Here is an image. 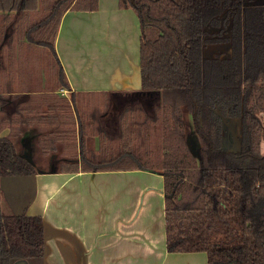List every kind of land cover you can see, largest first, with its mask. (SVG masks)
<instances>
[{"label": "trees", "instance_id": "16d2710c", "mask_svg": "<svg viewBox=\"0 0 264 264\" xmlns=\"http://www.w3.org/2000/svg\"><path fill=\"white\" fill-rule=\"evenodd\" d=\"M134 1L119 5L133 8L141 22L142 89L161 92L162 99L154 116L139 105L126 107L113 135L100 123L107 93L72 91L64 98L56 92H71L55 52L61 19L69 10H98V0H0L1 43L12 30L3 54L22 36L33 58L45 50L57 63L54 73L52 60L49 66L57 89L32 93L12 113L0 94V179L50 172L19 151L23 135L34 131L40 153L57 158L51 172L164 176L170 253L205 252L208 264H264V0ZM224 14L226 23L232 20L231 37H207ZM225 41L229 57H206L208 44ZM186 114L199 154L186 141ZM222 118L242 122L239 152L223 150ZM90 135L98 137L99 149H87ZM1 199L0 189V264H42V216H4Z\"/></svg>", "mask_w": 264, "mask_h": 264}, {"label": "crops", "instance_id": "0c3cea01", "mask_svg": "<svg viewBox=\"0 0 264 264\" xmlns=\"http://www.w3.org/2000/svg\"><path fill=\"white\" fill-rule=\"evenodd\" d=\"M98 6L96 11L69 10L60 22L55 52L71 92L57 89L56 75L45 73L48 64L27 52L28 42L22 36H15L12 51L3 54L12 33L8 29L0 42V94L7 97L5 111L14 112L32 93L55 88L64 98L72 91L107 93L110 104L101 123L110 133H116L119 117L128 107L124 100L114 104L118 95L134 96L135 104L130 106L138 104L149 116L154 115L162 93L142 89L138 17L132 9L120 7L119 0H98ZM40 53L50 60L47 51L37 50ZM185 124L194 132L190 114L185 115ZM8 133L6 129L1 135ZM226 136L224 130V143ZM32 137L35 132L29 130L21 142ZM85 143L89 150L100 146L96 135L86 137ZM0 180L2 214L42 216V264H208L205 252L167 250L161 174L144 170L39 171L34 176Z\"/></svg>", "mask_w": 264, "mask_h": 264}, {"label": "rangeland", "instance_id": "374dc122", "mask_svg": "<svg viewBox=\"0 0 264 264\" xmlns=\"http://www.w3.org/2000/svg\"><path fill=\"white\" fill-rule=\"evenodd\" d=\"M256 1L257 2L258 1L262 2L263 0H256ZM130 9L133 10V8H130ZM135 14H136V12H135ZM136 16H137V14H136ZM225 18H226V14H224L221 17V19L223 20V25H222V27L220 29H215V28H211V27L207 28V35H208L207 37H217V38L229 37V35H230V25L229 24L226 25ZM138 20H139V18H138ZM138 22H140V21H138ZM140 29H141V22H140ZM140 34H141V32H140ZM229 51H230V44H228V43H225L224 45H216V44H214V45H209L207 47V49L205 51V54H206V56L208 58V56H211V57L212 56H215L216 53L228 54ZM48 56H49L50 60H52V68L54 69V70L52 69V72L54 73L55 69L57 70V63H56L55 59H53L51 57L50 54H48ZM34 59H36V60L38 59L40 61L42 60V64L43 63L45 65L48 64L47 67H46V69H45V73L46 74H49V75L51 74V69L49 68L50 60L45 57V54H43V53L37 54ZM36 62L38 63V61H36ZM49 84L50 83H48V85ZM52 87H53V85H52ZM52 87H48V88L51 89ZM133 97L134 96L131 97L129 95H127V96L125 95V97L123 96V98H122V96H119L118 95V96H116L114 98L115 99L114 104L117 105V104H119L118 101H123L124 100V102H126L127 106L129 107L131 104H135L132 101L133 100L132 99ZM109 104L110 103H108V105ZM106 110H107V107H103L102 106V108H101V112L102 113L100 114V123L102 122L101 117L104 115V113L106 112ZM225 122H226L224 124L225 125V133H227V131H228V137L226 136L227 139L225 138L226 141L224 143L225 151H228V150L229 151H237V149L239 148V138H240L241 133H242V124H241L240 121H238V119H235V118L234 119L227 118ZM101 125H102V123H101ZM104 129L106 130L105 127H104ZM193 130H194V128H193ZM118 131H119V126H118V130L116 131V133H111V134L117 135L118 134ZM35 137H32L29 140L24 139V141L20 142V144H19L20 145L19 146V151L22 154L25 153L26 154V157L30 161L33 160L35 162H38V165L39 166L37 168H41V169L43 168L45 170H50V171H51V168L56 169V165L58 164L57 163L58 162L57 161V158L56 157L48 158V157L43 156L40 153V149H38L37 145H35V141H34ZM224 137H225V134H224ZM186 141H188L187 143L189 144L192 153L193 154L194 153L195 154H199V140L197 139V136L194 134V132H191L187 128H186Z\"/></svg>", "mask_w": 264, "mask_h": 264}, {"label": "flooded vegetation", "instance_id": "af4514ba", "mask_svg": "<svg viewBox=\"0 0 264 264\" xmlns=\"http://www.w3.org/2000/svg\"><path fill=\"white\" fill-rule=\"evenodd\" d=\"M256 1V0H255ZM259 2V1H258ZM257 1H256V3H258ZM220 20H222L221 18H220ZM231 19L229 20V22L228 23H226V19H225V23H226V25L227 24H229L230 25V33H231ZM222 22H223V20H222ZM222 25H223V23H222ZM222 27V26H221ZM220 27V28H221ZM211 28H213V27H211ZM220 28H215V29H220ZM231 36L229 35V37H225V38H217V37H210V38H214V39H219V40H226V39H228V38H230ZM225 43H228V44H230V42H228V41H225V42H221V43H212V44H208V46L209 45H214V44H216V45H224ZM207 46V47H208ZM207 47L205 48V51H206V49H207ZM205 51H204V54H205ZM230 51H231V44H230ZM230 51L228 52V54H221V53H216V55L215 56H208L209 58H213V57H216V56H222V58H225V57H229L231 54H230ZM206 55V54H205ZM207 57V56H206ZM193 126H194V123H193ZM223 127H224V123H223ZM223 133H224V131H223ZM2 200V199H1ZM2 213V212H1ZM4 215V214H3ZM5 216V215H4ZM6 216H12V215H6Z\"/></svg>", "mask_w": 264, "mask_h": 264}, {"label": "water", "instance_id": "95a60500", "mask_svg": "<svg viewBox=\"0 0 264 264\" xmlns=\"http://www.w3.org/2000/svg\"><path fill=\"white\" fill-rule=\"evenodd\" d=\"M130 1V4L131 5H133V6H135L134 4H135V1L134 0H129ZM226 121V119L225 118H222V123H226L225 122ZM238 121H240V119H238ZM241 122V121H240ZM241 124H242V122H241ZM225 130V125H224V129H223V131ZM223 139V138H222ZM241 143H242V139H241V136H240V138H239V148L237 149V151H231V152H239L240 150H241ZM223 144H224V140H223ZM223 150L225 151V149H224V145H223ZM225 152H229V150L228 151H225Z\"/></svg>", "mask_w": 264, "mask_h": 264}, {"label": "built area", "instance_id": "2783aa9c", "mask_svg": "<svg viewBox=\"0 0 264 264\" xmlns=\"http://www.w3.org/2000/svg\"><path fill=\"white\" fill-rule=\"evenodd\" d=\"M62 92H64V91H62Z\"/></svg>", "mask_w": 264, "mask_h": 264}]
</instances>
